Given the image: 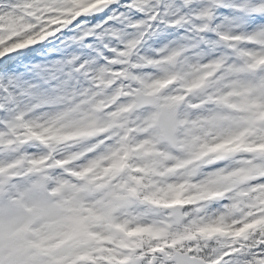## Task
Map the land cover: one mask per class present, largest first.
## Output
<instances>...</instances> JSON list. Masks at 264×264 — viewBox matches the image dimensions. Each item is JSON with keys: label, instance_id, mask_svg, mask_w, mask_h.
Masks as SVG:
<instances>
[{"label": "rangeland", "instance_id": "1", "mask_svg": "<svg viewBox=\"0 0 264 264\" xmlns=\"http://www.w3.org/2000/svg\"><path fill=\"white\" fill-rule=\"evenodd\" d=\"M101 1L106 0H35L28 19L10 22L0 35V57L59 34ZM201 19L207 29L210 17ZM99 26L81 21L77 28L86 36ZM146 31L141 25L132 33H116L125 48L110 64L123 67L101 66L83 91L74 83L59 96L44 95L15 114L9 111L0 121V175L6 181L20 177L17 183L35 199L56 195L55 183L49 187L53 181H64L67 187L87 178L98 186L86 201L96 212L91 231L77 243L87 254L80 264H148V250L163 246L167 253L185 247L210 264H220L224 257L264 244V35H236L235 26L217 31L220 38L210 47L230 51L201 64L203 56L189 52V45L141 51L138 45ZM228 58L232 63L217 76ZM135 91L181 101L177 148L160 138L156 112L144 114L145 107L127 111ZM209 113L223 115L219 127L205 124ZM220 134L227 140H218ZM20 160L21 169L14 166ZM220 160L223 167L207 170ZM247 177L254 179L246 182ZM142 189L153 199L150 204L141 203ZM224 199L228 203L221 204ZM174 203L183 206L178 225L170 216ZM11 214L22 217L23 209L16 207Z\"/></svg>", "mask_w": 264, "mask_h": 264}, {"label": "snow or ice", "instance_id": "2", "mask_svg": "<svg viewBox=\"0 0 264 264\" xmlns=\"http://www.w3.org/2000/svg\"><path fill=\"white\" fill-rule=\"evenodd\" d=\"M33 6L35 0H0V35L5 34L10 22L28 19L27 13ZM202 15L210 17L207 29L201 27L205 23ZM81 21L100 26L84 36L77 28ZM141 25L147 29L138 45L141 51L149 47L160 50L177 44L189 45V52L203 56L201 64L209 63L230 51H213L210 47L220 38L217 31L235 26L236 35L257 31L264 35V0H112L106 9L82 15L59 34L0 57V121L7 119L9 111L15 114V110L29 102L36 103L44 95L59 96L74 83L83 91L93 83L101 66H110L112 70L123 67L110 64L117 52L125 48L120 42L122 37L116 33H132ZM224 63L217 76L225 72L232 58ZM174 106V101L153 98V104L146 105L143 112H157L160 124L167 126L173 119ZM222 119L220 113H209L204 122L219 127ZM3 127L0 123V128ZM217 139L226 141L227 136L220 134ZM224 163L217 161L207 170L221 168ZM19 179L12 176L6 181L0 175V210L5 207L9 210L0 212V264H80L81 257L87 254L77 243L91 231L90 218L96 212L86 201L98 191V186L87 178L67 187L64 181H53L49 187L55 183L57 194L35 199L26 186L17 183ZM16 207L23 209L22 217L11 214ZM253 260H264V244L224 257L220 264H246ZM169 264H181V260L174 256Z\"/></svg>", "mask_w": 264, "mask_h": 264}, {"label": "water", "instance_id": "3", "mask_svg": "<svg viewBox=\"0 0 264 264\" xmlns=\"http://www.w3.org/2000/svg\"><path fill=\"white\" fill-rule=\"evenodd\" d=\"M176 59V55L171 58V62L173 63ZM133 97L135 101L130 107V111H134L138 108H141L143 106L153 104V98L158 99L159 98L155 95V93H143V92H135L133 94ZM180 102H175V106L173 109V119L170 121V123L165 126L161 125L159 121V116L157 113L156 116V123L158 126V129L161 134V138L165 141H167L172 147H177V140L175 138V133L177 131L178 127V122H177V112L179 109ZM19 167H22V164H19ZM252 180V179H249ZM171 215L173 216L175 222L178 224L180 223L182 219V211H181V206L180 205H174L172 208ZM161 255L163 256L164 261L169 262L171 257L177 256L181 260V264H209L206 262L203 258H200L196 255H191L187 251H179V250H174L169 256L165 255V253L162 251ZM154 261H152L153 263Z\"/></svg>", "mask_w": 264, "mask_h": 264}, {"label": "trees", "instance_id": "4", "mask_svg": "<svg viewBox=\"0 0 264 264\" xmlns=\"http://www.w3.org/2000/svg\"><path fill=\"white\" fill-rule=\"evenodd\" d=\"M19 50H23V49H16V50H14L13 51V53H15L16 51H19ZM12 51V50H11ZM108 121H109V118H108ZM102 126H104V125H102ZM144 190L142 189V193H141V195H140V200H141V203L142 204H150V202H152L153 201V199L151 200V199H148V198H146L145 196H144V192H143ZM154 200H163V198L161 199L160 197H157V198H154ZM162 203H163V201H162ZM160 204H161V202H160ZM163 206V205H162ZM137 241H138V243H139V247L141 248V250H142V252H146V249H144L146 246L143 244V242H142V238H137ZM174 246V245H173ZM175 247H177V246H175ZM174 247V248H175ZM181 249H185V250H188V249H186L185 247H183V248H181ZM140 249H137V251H139ZM144 250V251H143ZM190 252H192V253H197V252H194V251H192V250H189ZM197 254H200V253H197Z\"/></svg>", "mask_w": 264, "mask_h": 264}]
</instances>
